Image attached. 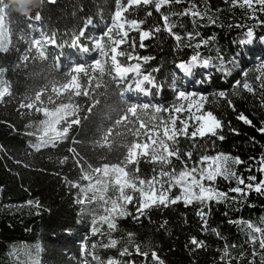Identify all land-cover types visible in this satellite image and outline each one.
<instances>
[{
	"label": "trees",
	"instance_id": "obj_1",
	"mask_svg": "<svg viewBox=\"0 0 264 264\" xmlns=\"http://www.w3.org/2000/svg\"><path fill=\"white\" fill-rule=\"evenodd\" d=\"M193 5L207 15L203 19L197 17L195 23L190 15L171 16V13H181ZM253 7L257 9L255 12L238 4L234 6L231 0H181L179 4L164 6L162 12L169 14L171 22L177 25L174 31L185 38L178 44L166 31H161L156 38L146 41L147 48L140 49L137 46L135 50L141 57H153L143 67L145 71L152 72L162 87L152 89L148 95L135 91L134 87L128 93L131 79L127 82L114 81L106 76L108 86L97 90L100 91L96 96L99 104L92 113L87 114V120L75 126L70 138L56 148L48 147L36 152L31 147L36 137L27 133L35 131V122L42 117L39 114H22L27 112L26 109L18 111L19 99L32 94V90L43 87L48 81L64 80L62 73L70 70L71 66L78 68V63L88 65L100 58L103 64L104 57H99L93 50V42L97 41L105 48L108 43L106 38L88 39L82 41L83 45L89 47L88 52L71 45L60 48L50 46L47 50L49 58L46 60L30 56L28 61H21L20 57L27 51L31 39L41 38L42 34L51 32H56L58 39H67L68 34L81 29L86 17L93 19L87 29V37L100 38L108 27L111 26L113 30L117 28L113 17L115 4L114 0H55L54 3L44 0L42 5L36 7L20 0H0V25L3 27L8 24V51H0V67L8 69L5 79L10 82L13 92L12 97H5V101L0 102V264H22L14 254L23 248L34 258L28 264H85V261L98 264L92 253L103 264H107L110 259L116 260L117 264H155L150 256L145 260L136 255L132 248V255H119L128 233L133 234L134 242L140 244L142 250H155L163 264H222L220 256L223 254L224 241L230 245L243 246L229 249L234 258L231 264H249V261L264 264V252L259 250L258 245L257 255L253 257V246L245 243L248 230L244 224L229 223L241 220L264 228V195L254 190L246 197L229 193L237 197L236 202L212 204L208 227L221 232L224 240L209 230H202L195 204L185 207L180 202L167 208H154L139 221L131 216L120 218L118 230L111 238L122 243L116 249L103 248L100 245L110 238L91 232L93 217L99 220L103 206L93 203L82 209L75 202L77 190L69 188L64 182L65 177L74 180L78 175L72 159L63 166L58 163L63 156H70V147H75L81 156L94 165L105 161L116 162L124 151L120 144L117 145L119 151L108 152L98 147L96 141L108 128L115 127L113 136L122 131L119 125H114V121L129 105L146 102L172 105L176 95L173 87L179 83L177 65L189 61L193 54L199 52L203 58L210 60V64L206 67L207 78L204 77L203 67L194 69L193 86L197 92L209 97L204 110L212 111L222 120L225 139L211 136L181 137V150L193 154L190 164L198 161L202 155L214 156L222 152L233 157L239 156L245 163L232 166L237 175L244 177L246 182L250 175L256 176L257 181L264 179V173L258 171L261 167L260 158L264 156V134L237 119V115L242 112L260 127L261 122H264V108L258 98L246 92L242 93L246 97L243 99L231 96L232 86L237 79H242V72L248 71L250 80L254 81L256 71L264 63V42L260 40L264 36V12L259 11V6L255 4ZM121 10L118 5L117 11ZM148 10H152V6H141L134 15H126L144 19ZM36 12L42 16L39 22L27 20ZM156 25H162V19L153 10V15L147 17L143 27L147 29ZM249 28L254 31L255 39L250 45H242L239 41L245 38ZM190 32L198 35L189 40L187 33ZM131 35L138 34L132 32ZM205 39L210 41L208 45L195 48L197 42ZM72 43L78 44V38L74 37ZM123 47L127 48V45ZM234 57L237 62H234ZM108 63L112 64L113 61L108 60ZM18 64L22 66L17 67ZM86 71L91 75L92 67H87ZM76 75H79V71ZM220 90L229 93L235 102V111L224 99L213 101V93ZM79 99L84 100L83 97ZM144 119L147 121L149 117L145 116ZM122 123L136 127L131 114ZM30 124L33 127H29ZM233 128L239 135L230 130ZM192 130L194 128L189 127V132ZM138 142H143V137L138 138ZM173 166L180 168L181 163L173 159ZM139 168L142 177H151L153 168L158 169L159 164L142 160ZM249 168L252 170L249 171ZM235 186V180L218 178L216 182V187L225 192ZM29 200L34 203L29 205ZM129 211L135 213V206L129 205ZM164 221H167L166 227H159ZM105 229L106 225H101V231ZM191 237L204 241L207 247L190 250ZM82 244L88 245L89 254L81 252ZM93 244L97 245L94 249L91 247ZM241 252L244 253L243 259H240Z\"/></svg>",
	"mask_w": 264,
	"mask_h": 264
},
{
	"label": "snow or ice",
	"instance_id": "obj_2",
	"mask_svg": "<svg viewBox=\"0 0 264 264\" xmlns=\"http://www.w3.org/2000/svg\"><path fill=\"white\" fill-rule=\"evenodd\" d=\"M48 3H54L55 0H47ZM181 3V0H114L115 21L119 27L110 26L104 31L100 38H89L86 35L87 29L91 26L93 19L86 17L81 29L68 34L67 39H58L56 32L42 34L41 38L31 39L29 47L24 55L20 57L21 61H28L31 56L33 59L46 60L49 58L48 48L74 46L88 52V46L83 45V40L95 39L100 40L106 38L108 47L97 43L93 46L99 57H104V63L100 58L95 59L90 64H80L79 67H70L62 75L64 80L48 81L43 87L32 90V94L25 95L19 99L18 111L27 110L25 115H37L40 119L35 122V131H29V136L35 135L36 142L31 145L36 152L41 149L52 147L56 148L59 144L70 138V132L75 126H80L82 121L87 120L88 113H92L99 100L96 96L104 87L108 86L106 76L111 77L114 81L123 80L127 82L132 80L129 91L135 88L136 91L145 95L151 93L152 89H159V85L152 75V72L144 70L143 65L147 64L153 57L139 56L135 50L137 46L140 49L148 47L146 41L156 38L161 31H166L179 44L185 37L174 31L177 27L171 22V16L190 15L195 23L196 18L203 19L207 13L198 10L194 5L186 8L181 13L166 14L162 12L164 6H171ZM231 3L240 7L257 9L253 5L259 6V11L264 12V0H231ZM122 8L117 11V6ZM141 6H152V10L145 12L144 19L130 18ZM155 13L159 14L162 19V25L149 26L147 29L143 27L147 23V17ZM11 16H9L10 19ZM8 19V21H9ZM42 19L41 13L36 12L27 18L29 21L39 22ZM8 24L0 28V51L7 52L5 46L6 33L5 29ZM136 32L138 35H131ZM197 33H187V39H193ZM79 40L78 44H73V38ZM255 39L254 31L249 28L245 33V38L239 41L242 45H250ZM264 42V36L260 37ZM209 40H201L195 44V48L199 49L202 45H208ZM127 45V48L123 47ZM191 46V45H189ZM34 50V51H33ZM123 58V60L121 59ZM108 60L113 63L109 64ZM135 61V62H133ZM143 61V64L141 63ZM234 62H237L234 57ZM210 60L203 58L199 52L193 54L189 61L181 62L177 67L186 75H191L195 68L208 67ZM22 65L18 64L17 67ZM87 67H92L91 75L86 71ZM8 71L5 67H0V102L5 101V97H12L11 84L5 79V73ZM79 71V75H76ZM152 71H158L153 69ZM115 74V75H113ZM50 89V91H49ZM251 94L258 98L260 105L264 108V63L261 65L260 74L254 77V81L250 80L249 72H242V79H237L232 86L231 96H242V93ZM123 95V93H121ZM83 97L81 101L79 98ZM224 99L233 111L236 110L235 102L225 90L213 93V101ZM209 101V97L203 93L195 91H183L176 89L175 102L170 105H160L146 102L144 104L129 105L124 109L120 117L114 121V125L122 128L118 134L113 136V128H108L106 132L96 141V145L106 149L108 152L119 151L117 145L124 149L120 153V158L116 162L105 161L98 165L89 162L85 157L77 151L75 147L68 149L69 155H65L58 160L63 166L71 158L73 168L78 172L76 179L65 177L64 182L69 188L77 190L76 203L81 205L82 209L86 205L95 203L103 205L102 215L99 220L93 217L91 224V232L93 235H107L110 239L102 243L103 248L116 249L118 244L122 242L111 238L113 233L118 230V220L120 218L131 216L134 220L139 221L141 217H145L152 209L167 208L170 205H176L183 202L185 207L196 205V215L201 221L202 230H209L218 238L224 240L221 232L216 228L208 227V217L211 214L212 204L227 203L229 201L236 202V196H230L229 193L239 194L246 197L251 191L264 195V179L257 181L256 176H248L247 182L244 177L237 175L233 170V165L244 164L239 156H231L225 153H219L214 156L202 155L198 161H192L193 154L188 151H182L180 147L181 137L197 136L216 137L224 140L223 135L224 123L217 118L212 111H205L204 105ZM132 116V122L136 125L132 128L129 124L122 123ZM145 116L149 119L146 121ZM237 119L245 125L253 127L257 132L264 134V122L260 127L244 113H239ZM194 121L192 125L194 130L189 132V122ZM33 127V125H29ZM233 133L239 135L236 129H230ZM132 139L129 140L128 138ZM143 137V142H138V138ZM255 142V138H252ZM121 142H123L121 144ZM75 143V141H74ZM173 159L181 163L180 168L173 166ZM255 159V158H252ZM142 160L149 163L159 164V168H153L151 177H142L140 175L139 165ZM261 167L259 172L264 173V156L260 158ZM249 171L252 169L249 168ZM59 174V173H58ZM219 179L225 181L235 180L236 186L230 187L227 192L216 187ZM243 185V187H241ZM174 190H177L174 192ZM34 201L29 200L28 204ZM129 205L135 206V213L129 211ZM37 206H39L37 204ZM227 215V213H225ZM233 224L243 223L246 227L248 239L245 243L253 246L252 256L257 255V248L264 252V228L258 227L247 221H229ZM101 225H106V229L101 231ZM167 221H164L159 227L164 228ZM225 246L220 256L222 264H231L233 257L229 252L230 248L243 247L242 245L228 244L224 241ZM190 250L195 251L206 248L204 241L197 237L190 238ZM93 249L97 245L91 246ZM134 249L136 255L141 256L145 260L151 257L155 264H163L158 253L155 250H142L140 244L134 242L133 234L128 233L127 240L123 242V246L119 249L120 256H130ZM81 252L88 253V245L82 244ZM93 259L98 264H103L100 258L92 253ZM244 253L241 252L240 259H243ZM38 264V262H36ZM85 264H88L85 261ZM107 264H117L116 260H108ZM254 264V261H249Z\"/></svg>",
	"mask_w": 264,
	"mask_h": 264
},
{
	"label": "rangeland",
	"instance_id": "obj_3",
	"mask_svg": "<svg viewBox=\"0 0 264 264\" xmlns=\"http://www.w3.org/2000/svg\"><path fill=\"white\" fill-rule=\"evenodd\" d=\"M114 26L115 27H118V24L116 23V21H115V18H114ZM0 28H3V27H1V25H0ZM5 33H6V41H5V46L7 47V45H8V35H7V31H6V29H5ZM39 39V38H38ZM98 42L97 41H95V42H93V45H95V44H97ZM178 68V67H177ZM202 70H204V77L205 78H207V72L208 71H206V68L205 67H203V69ZM260 71H261V68L260 69H258L257 71H256V74L258 75V74H260ZM115 75V74H114ZM192 75H193V73L191 74V75H186V74H184L179 68H178V73L176 74V77H177V79L179 80L178 82L179 83H177L174 87H173V90H174V93L176 94V89L177 88H179L180 90H183V91H195V92H197L196 91V87L195 86H193V81H192ZM180 84V85H179ZM136 91V90H135ZM127 92L128 93H130L131 91H129L128 89H127ZM138 92V91H137ZM142 93V92H141ZM194 124V121H190L189 122V127H193L192 125ZM103 206V205H102ZM19 252H16L14 255H15V258L18 260V261H20V262H22V264H28L31 260H34V258L33 257H31V253H29V252H27L26 251V249L25 248H23V249H21V250H18ZM33 256V255H32Z\"/></svg>",
	"mask_w": 264,
	"mask_h": 264
},
{
	"label": "clouds",
	"instance_id": "obj_4",
	"mask_svg": "<svg viewBox=\"0 0 264 264\" xmlns=\"http://www.w3.org/2000/svg\"><path fill=\"white\" fill-rule=\"evenodd\" d=\"M20 2L27 4V5H34L36 7H39L43 4L44 0H20Z\"/></svg>",
	"mask_w": 264,
	"mask_h": 264
},
{
	"label": "water",
	"instance_id": "obj_5",
	"mask_svg": "<svg viewBox=\"0 0 264 264\" xmlns=\"http://www.w3.org/2000/svg\"><path fill=\"white\" fill-rule=\"evenodd\" d=\"M47 1V0H46Z\"/></svg>",
	"mask_w": 264,
	"mask_h": 264
}]
</instances>
